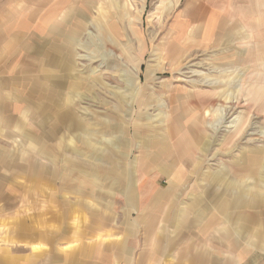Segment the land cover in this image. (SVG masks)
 <instances>
[{
  "label": "crops",
  "instance_id": "crops-1",
  "mask_svg": "<svg viewBox=\"0 0 264 264\" xmlns=\"http://www.w3.org/2000/svg\"><path fill=\"white\" fill-rule=\"evenodd\" d=\"M95 7L110 4L0 0V264H264V204L262 217L254 202L240 206L241 213L237 208L230 224L220 216L231 242L237 241L235 251L228 249L230 240L218 230L221 223L199 226L210 212L196 207V196L186 207L177 206L179 199L210 186L193 181L200 150L143 145L159 138L166 142L162 147L176 137L181 141L179 132H167L176 124L186 128L194 118L189 113L204 117L216 90L168 85L166 112L152 95L125 100L116 90L106 99L102 88H109L93 69L98 56L81 54L77 45ZM199 12L188 10L176 25L186 27ZM201 19L206 22L205 15ZM224 24L202 25V38L217 41L216 29ZM173 43L181 51L169 57L178 60L183 45L177 39ZM132 77L135 92L141 74ZM190 98L193 105H183ZM142 106L154 109L151 119L163 122L143 127L155 135L139 141L140 157L129 162L133 138L143 130L136 121ZM183 113L186 118L179 117ZM242 213L250 218L243 230ZM190 219L200 221L191 226ZM242 232L251 243L238 242Z\"/></svg>",
  "mask_w": 264,
  "mask_h": 264
},
{
  "label": "rangeland",
  "instance_id": "rangeland-1",
  "mask_svg": "<svg viewBox=\"0 0 264 264\" xmlns=\"http://www.w3.org/2000/svg\"><path fill=\"white\" fill-rule=\"evenodd\" d=\"M108 2L110 7H95L89 12L86 32L84 30L77 43L81 54L92 52L98 56L93 62V69L97 76L101 75L100 80L109 88H102L106 91L104 96L106 99L110 100L109 96H112V92L116 94V90H122L120 95H124L125 100L141 96L147 99L146 96L152 95L161 102V105L164 104L163 110L166 112L168 108L165 100L171 93L167 91L168 85L180 84L207 91L216 90L215 94H210L215 98L205 105L206 112L202 110L204 117L199 113L196 115L189 113L194 118H189L190 123L186 128L176 124L177 127L167 132L172 134L171 136L179 132L181 141L176 137L172 143L162 147L161 143L166 142L159 138L144 141L143 145L159 148V151L163 148L166 150L187 148L189 152L200 150L201 163L198 164V172L194 173L197 176L193 181H205L211 187L198 188L197 195L192 193L191 198L184 196L179 199L181 203L177 206L186 207L196 196V207L200 205L202 209L207 206L210 212L204 215L205 224L201 222L199 226L207 229L216 221V224L223 225L218 228L222 239H232L228 228L220 221V216L230 224L234 215H237L234 214L237 208L241 213L240 206L246 208L253 202L254 210L258 207L256 212L259 217L263 216L264 0H108ZM189 2H192L194 7H187ZM188 10L200 11L198 20L189 22L184 28L176 25V18L182 19ZM204 15L205 23L201 19ZM224 18L229 20L232 26H226L222 20ZM207 22L210 26L214 24L220 26L221 23L225 25L216 29L218 42L202 38L206 29L203 26L211 28ZM210 35L214 36V32ZM176 39L183 45V57L172 60L169 53L179 54L181 51L179 43L171 44ZM137 72L141 74V82L136 85L139 91L134 92L132 74ZM118 74L125 75L123 77ZM50 77L52 79V76ZM54 79L56 80V77ZM150 86L151 90H145L146 87L150 89ZM181 102L183 105L186 103L193 105L192 98ZM151 111L154 109L149 110L142 106L140 113L136 114V121L143 130L142 134L133 138L135 145L127 152L129 162L140 157L139 141L152 134L149 130L144 131L147 129L143 127H151V124L157 126L163 122L159 117L151 119ZM179 117L187 116L183 113ZM174 122L177 121L174 119ZM137 128L140 130V127ZM174 179H178V173L174 175ZM199 194L201 196H198ZM213 196H216V199ZM247 198L253 201L246 200ZM214 200H218V216L215 218V214L211 213L216 208ZM240 218H242L240 229H246L250 218L244 213L240 214ZM194 221L200 219H190L188 222L194 226ZM165 223L166 220L159 221L161 225ZM179 223L181 221H177L176 224ZM205 225L207 228H204ZM168 233H173L172 229ZM249 239L251 236L248 237L247 232H242L239 234L238 242L251 243ZM233 240L234 242L229 241L228 249L236 247L234 243L237 245V241Z\"/></svg>",
  "mask_w": 264,
  "mask_h": 264
},
{
  "label": "bare ground",
  "instance_id": "bare-ground-1",
  "mask_svg": "<svg viewBox=\"0 0 264 264\" xmlns=\"http://www.w3.org/2000/svg\"><path fill=\"white\" fill-rule=\"evenodd\" d=\"M243 13H244V12H243ZM239 200H240V199H239ZM242 201H244V200H242ZM242 201H241V202H242ZM242 203H243V202H242Z\"/></svg>",
  "mask_w": 264,
  "mask_h": 264
}]
</instances>
